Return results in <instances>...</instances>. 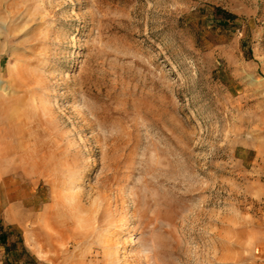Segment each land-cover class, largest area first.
Wrapping results in <instances>:
<instances>
[{
  "label": "rangeland",
  "instance_id": "obj_1",
  "mask_svg": "<svg viewBox=\"0 0 264 264\" xmlns=\"http://www.w3.org/2000/svg\"><path fill=\"white\" fill-rule=\"evenodd\" d=\"M1 235L0 264H264V0H0Z\"/></svg>",
  "mask_w": 264,
  "mask_h": 264
},
{
  "label": "trees",
  "instance_id": "obj_2",
  "mask_svg": "<svg viewBox=\"0 0 264 264\" xmlns=\"http://www.w3.org/2000/svg\"><path fill=\"white\" fill-rule=\"evenodd\" d=\"M233 18H234V17L231 16V15H227V16H226V19H228V20H232ZM0 237H1V241H2V243L5 244V238H4V236L1 235Z\"/></svg>",
  "mask_w": 264,
  "mask_h": 264
}]
</instances>
